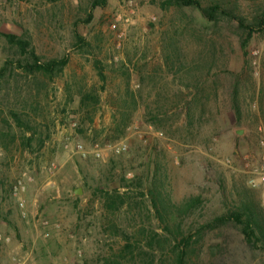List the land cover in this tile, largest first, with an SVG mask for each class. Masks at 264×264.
I'll return each mask as SVG.
<instances>
[{"label":"rangeland","instance_id":"obj_1","mask_svg":"<svg viewBox=\"0 0 264 264\" xmlns=\"http://www.w3.org/2000/svg\"><path fill=\"white\" fill-rule=\"evenodd\" d=\"M94 1L0 0V32L31 44L23 53L0 37V264H264V185L249 183L264 163V27L249 37L238 20L210 22L175 0H134L133 13L129 0ZM200 1L248 25L264 12V0ZM32 50L68 64L53 77L32 70ZM208 68L189 126L170 107L192 99L186 86ZM120 143L122 154L108 148ZM155 185L175 207L167 222L148 196ZM245 206L260 223L251 242L242 225L215 223Z\"/></svg>","mask_w":264,"mask_h":264},{"label":"trees","instance_id":"obj_2","mask_svg":"<svg viewBox=\"0 0 264 264\" xmlns=\"http://www.w3.org/2000/svg\"><path fill=\"white\" fill-rule=\"evenodd\" d=\"M175 2L179 5V6H183V7H194L196 9H198L201 14L210 22H215L218 19V16L221 15H225L228 17H231L235 20L239 21V24L242 28H246L249 31V37L252 36V33L254 32V27H258V28H263L264 27V12L261 14V16H259L255 23L253 24H246L245 21H243L242 19L233 16L229 13H227L226 11L224 12V10L222 9V7L219 4H214L211 6H204L202 4V2L200 0H175ZM107 4V0H95L92 4V9H96L97 7L100 6H106ZM93 19L92 14L89 16L87 22H90ZM5 37L9 43L16 45L23 53H27L29 48H30V42L23 38V37H17L15 35L12 34H2L0 32V37ZM77 39L79 40V42L81 44H83V39L80 38V36L77 37ZM30 56L33 59V63L32 64H28L29 68L32 70H37L39 72H43L51 77H53V75L55 73H60L62 72V70L64 69V67H66V65L68 64V60L67 59H62V60H53L51 62H48L46 64H43L40 60V58H38L36 56V53L32 50L30 51ZM98 69V75L99 77L106 81V77L104 75L103 69L100 66H97ZM207 73H206V79L203 80H196V82L193 84L192 87L190 86H186L188 90L193 89V91L191 92L190 96L192 95V99L188 100L187 97H182L181 100H179L177 103H175L171 108V110H176V111H180L181 115L184 116L186 118L187 121V125L192 126L194 124V108H198L201 107V103L203 100V93L205 91V89L203 88L206 83H208V81H210L211 79V72H212V68H208L207 69ZM104 88V87H103ZM100 99L97 97H94L90 94H85L83 96H81V106L85 107L87 103H92L91 107L92 110L96 111L95 107L99 104ZM236 103V102H235ZM137 106V100L135 99V96L133 94H131L130 99L128 100L127 98H124L122 100V106H123V110L122 112L119 113V117L113 120V125L115 128V132L117 134V139L119 137H121L124 132L126 131V129L129 127L130 124V118H131V108L132 106ZM235 109H239V105L238 103H236L235 105ZM168 110H163V111H159V113L157 115H153L151 118V124L154 125L157 128L159 127V121H161L160 116L161 115H167V111ZM93 112H91L90 116L92 115ZM152 115V114H151ZM91 121L93 120L92 117H90ZM148 196L150 198V201L152 203V206L154 208V210L156 211L159 219L163 222H167L169 220V217L172 213L173 208H175L174 206H171L170 203H168V201H166V199L163 197V194L159 188V186H153L149 191H148ZM193 206V203L189 204V208H191ZM110 208H115V204H113ZM245 210L247 212L245 213H239V212H232L229 214H225L219 218H217L215 220L216 224H222V223H227V222H231L234 221L237 224H240L243 226V230L245 233V236L247 237L248 241L251 242L253 239L256 238V229L255 228H259L260 229V223L258 221L257 217V212L255 211V209H253L252 207H248L245 206L244 207ZM181 212V211H180ZM183 212V211H182Z\"/></svg>","mask_w":264,"mask_h":264},{"label":"built area","instance_id":"obj_3","mask_svg":"<svg viewBox=\"0 0 264 264\" xmlns=\"http://www.w3.org/2000/svg\"><path fill=\"white\" fill-rule=\"evenodd\" d=\"M126 8L131 10V13L134 12V0H129L127 4L125 5ZM121 15L119 16V19H121ZM129 21V20H127ZM115 27V26H114ZM260 146L264 149V140H261ZM111 148L115 151L116 154H122L127 150V145L125 143H120L116 146L113 147H108ZM77 151L82 154H86L84 151V148L82 145L77 146ZM96 157H102L103 151L100 150L99 148H96L94 151ZM252 178L250 179V185L252 187H257L259 185H264V163L261 166L255 167L251 171ZM26 189V184H25V179H19L17 183L15 184L13 188V192L15 196H18L21 192H23ZM24 202L21 204V208H24ZM15 264H20V263H15Z\"/></svg>","mask_w":264,"mask_h":264},{"label":"water","instance_id":"obj_4","mask_svg":"<svg viewBox=\"0 0 264 264\" xmlns=\"http://www.w3.org/2000/svg\"><path fill=\"white\" fill-rule=\"evenodd\" d=\"M76 194L81 195V194H82V191H81V190H77V191H76Z\"/></svg>","mask_w":264,"mask_h":264}]
</instances>
